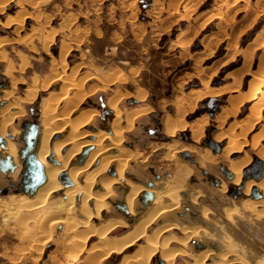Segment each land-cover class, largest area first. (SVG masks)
Masks as SVG:
<instances>
[{
    "label": "rangeland",
    "instance_id": "1",
    "mask_svg": "<svg viewBox=\"0 0 264 264\" xmlns=\"http://www.w3.org/2000/svg\"><path fill=\"white\" fill-rule=\"evenodd\" d=\"M11 16L25 17L23 31L14 33L13 26H5L6 20ZM47 30L53 32L47 54L42 50L36 36L21 40L37 31ZM1 38L14 41L0 47V51L6 56L4 61H0V105L4 102L1 100V93L9 89L10 85V78L2 76L6 63L9 61L14 66L12 78L18 79L20 76L25 81L14 87L11 97L15 100L16 97L24 95L33 75L40 76L48 72L49 55L58 59L61 42L69 46L64 56L68 67L80 64V73L123 74L126 80L114 86H121L119 88L123 93L135 94L138 90L146 93L144 105L136 100L124 99L123 108H150L148 114L136 119L133 130L125 136V144L149 150L145 162H132L127 174L134 179L146 178L148 181L154 179L153 174H160L167 179L173 177L174 183L180 185L181 181L187 185L188 196L193 191H200L197 205L188 203L187 197L177 213L169 218V221L179 222L180 225L201 222L202 220L198 219L199 211L207 207L209 222L217 217V225L233 234L230 227H226L222 222V211L235 204L240 213L232 219V226L245 237L243 241L249 244L248 248L264 258V218H256L241 209L240 204L246 197L235 193L236 187L231 184V178L228 179L224 175L227 162L230 158L234 159L231 156L224 158L221 153L227 146V140L216 143L217 150L210 145L215 143L214 136L227 128L232 129L229 127H233V121L236 123L243 119L250 104L256 102L264 91V0H5L4 10L0 14ZM18 56L28 62L22 72L17 71L20 64ZM231 76L237 81L234 82L235 78L232 79ZM2 77L5 81L1 80ZM255 77V85L259 86L256 87L253 100L250 98L239 104L236 116L226 119L223 125L225 130L217 129L213 121L214 115L218 114L223 106H228L230 97L245 94L248 91V82ZM114 86L111 89H114ZM211 87L216 89L215 96L205 94L197 98V93L194 95L195 92H204ZM106 97L107 95L98 93L90 98L87 104L96 106L99 110L105 109ZM38 105L39 100L31 104L20 103L24 114L15 118L12 123L16 135L20 134L21 137L16 144L23 145V149V134L29 131L25 126L34 123L38 115ZM204 115L207 117V123L202 135L192 142L188 125ZM258 116L260 120L257 119L258 123L250 130L241 133L240 130H234L236 136L238 135L234 137V143L238 141L239 145L241 142L246 144L241 145L238 158L244 155L251 158L243 167V171L258 161L251 149V140L259 129L264 128V105ZM167 117L181 120L186 127L176 128L174 137L160 135ZM109 119L101 114L96 123H107ZM170 140L177 145L191 148V153L182 156L181 152H176L175 157L170 160L169 152L162 148ZM259 144L264 146V141H259ZM149 146L155 149H150ZM205 153H209L211 159H214L205 160L202 166L198 165V160L205 156ZM135 167L141 174H136ZM20 179L22 180V177ZM242 179L247 181L243 175ZM21 180L17 176L11 181L7 175L0 172V204L18 193L30 197L27 196L29 192H22L25 186ZM221 183L227 186L223 193L219 191ZM118 192L109 199L104 211L105 221L122 217L128 225L133 224V220H129L127 214H123L118 208ZM139 207L137 201L136 209ZM9 209L0 207V264H83L87 247L96 241L95 238L91 239L73 262L69 256L63 255L66 243L61 242L59 238L61 226L54 229L56 232L53 230L50 239L42 237L35 240L36 235L32 238L27 236L25 227L20 226L11 217ZM28 229H34L31 223ZM127 231V228L120 229L116 234ZM207 243L194 240L183 247L174 245V248H182L187 253L186 256L178 257L175 264H193L190 255L208 248L205 246ZM236 243L237 250L241 251L243 246ZM139 244L143 242H138L137 245ZM135 249L136 246L120 255L110 254L101 258L97 264H120V260L132 254ZM191 249L193 253H190ZM218 252L213 251L216 254ZM242 254L244 255V252ZM248 263L254 264L253 261ZM148 264H159L158 257H152Z\"/></svg>",
    "mask_w": 264,
    "mask_h": 264
},
{
    "label": "bare ground",
    "instance_id": "2",
    "mask_svg": "<svg viewBox=\"0 0 264 264\" xmlns=\"http://www.w3.org/2000/svg\"><path fill=\"white\" fill-rule=\"evenodd\" d=\"M4 6L5 0H0V14L4 10ZM24 24L25 17L22 16H11L5 22L6 27L13 26L12 32L14 33L23 31ZM52 34L53 32L48 30L37 31L21 40L25 41L33 35L36 36L42 50L47 54L52 43ZM10 41L14 40L1 38L0 47ZM59 48L58 59L49 55L48 72L40 76L33 75L22 97L18 96L15 100L11 97L14 87L25 82L20 76L18 79L11 77V73L14 71L11 62L6 63L2 74L4 78H10V85L9 89H5L1 93V100L7 103L2 102L0 105V138L2 140L0 156L2 159L9 160L12 170L0 172L7 175L11 181H14L17 176L19 180L22 177L25 185L22 180L21 182L26 186L27 192H29L27 196L30 197L19 195V193L11 195L6 202H1L0 207L12 208L9 209V214L20 226L25 227V234L30 238L36 235L37 239L35 240L42 237L50 239L53 230L61 226L59 238L61 242L66 243L62 252L64 256H69L73 262L77 260L78 254L85 249L87 243L95 238L96 241L86 249V258L83 264H97L101 258L110 254L120 255L135 246L136 249L132 250V254L124 256L120 260V264H148V261L154 256H157L158 261L160 260L162 264H175L178 257L186 256L187 253L182 248H174V245L183 247L194 240L202 241L204 244L208 242L205 245L208 248L202 246L204 249L190 255L193 264H249L250 261H253L254 264H263L264 258L260 257L259 253H253L248 248V243L243 241L245 237L243 238L242 233L232 226V219L240 213L235 204L222 211V222L226 227H230L233 234L217 225L219 223L217 217L209 222L210 214L207 207H203L199 211L198 219L202 221H198L197 224L181 223L180 225L179 222L169 221V218L177 213L187 197H189L188 203L197 205L200 191H193L195 195L191 193L188 196L186 194L189 192L187 185L181 181L180 183L183 185L174 183L173 177L167 179L160 174H153L154 179L148 181L144 176L145 179L137 177L134 179L127 174L132 162L133 164L145 162L149 150L125 144V136L133 130L136 119L148 114L150 108L140 106L126 109L123 108L122 103L124 99H132L144 105L146 93L139 90H136L135 94L123 93L119 88L121 86H114L126 80L121 73L108 75L96 72L80 73L82 67L80 64L68 67L64 56L68 52L69 46L61 42ZM5 58V54L0 51V61H4ZM18 59H20L19 56ZM27 64L26 59H20L17 71L22 72ZM253 75L254 72L251 77ZM3 77L1 80H4ZM256 78H251L248 82V91L245 94L228 97V106H223L220 112L214 115L213 121L217 129L223 128L227 118L236 116L239 104L255 97L256 87L259 86L255 85ZM261 79L263 80V75ZM235 81H237L236 78ZM112 86L115 88L111 89ZM215 90L211 87L204 92H195L194 95L197 93V98H201L205 94V96H215ZM98 93L107 95L105 109L99 110L96 106L87 104L89 99ZM36 100H39V105L38 115L32 125L34 126L32 147L22 157L20 145L16 144L21 137L20 134L16 135L17 132L12 123L15 118L22 117L24 114L20 103L31 104ZM262 105H264V91L256 102L250 104L248 113L243 119L236 123L233 121V127L231 125L229 127L232 129L227 128L226 131L214 136L215 143L211 144L213 148L217 149L216 143L227 140V146L221 153L224 158L231 156L234 159L227 160L224 175L231 177L230 182L236 187L235 193L246 197L242 203L240 202L241 209L256 218H264V146L259 144V141H264V128L259 129L256 136L254 134L255 137L250 139L251 149L258 158V161L252 164L255 167L254 173L248 174L247 170H242L251 158L247 155L238 158L237 154L241 151V145L245 143L241 142L239 145L238 141L234 143L233 139L236 140L234 130H240L241 133L250 130L258 123ZM101 114L110 118L107 123H99V121L96 123ZM206 123L207 117L204 115L188 125L192 142L198 140L202 135ZM163 127V132L160 135L173 136L176 128L183 129L186 125L181 120L177 121L172 117H167ZM29 133H31L30 130L27 134ZM148 148L155 149L151 146ZM162 148L169 152L170 160L175 157L176 152H181L182 156L191 153V148L177 145L172 140ZM28 157H31L32 164L38 165L40 170L36 166L25 167ZM208 159L214 158L211 159L207 153L200 157L196 163L202 166L203 162ZM134 169L136 174L137 172L141 174L138 168ZM242 175L247 181L242 179ZM257 176L261 178L259 179ZM250 178L252 180H249ZM36 179H40L41 182L34 186ZM149 183L150 186H148ZM31 186H33L32 190ZM226 187L221 183L219 191L225 192ZM116 191H119L118 195L120 193L118 196L120 205L118 206L122 208L123 214H127L129 220H133V224L128 225L122 217L110 218L105 221L104 211L109 199L115 195ZM22 192L24 193V189ZM144 192L149 193L150 197L146 198L143 204L141 201ZM249 193L250 198H248ZM137 201L140 205L138 209H136ZM137 212L140 213L137 214ZM29 223L34 228L33 230L28 229ZM200 223L201 225H199ZM124 228H127L128 231L120 235L116 234ZM138 242H143V244L137 245ZM236 242L243 246L241 251L237 250ZM213 251L219 252L216 254ZM190 253H193L192 249Z\"/></svg>",
    "mask_w": 264,
    "mask_h": 264
},
{
    "label": "water",
    "instance_id": "3",
    "mask_svg": "<svg viewBox=\"0 0 264 264\" xmlns=\"http://www.w3.org/2000/svg\"><path fill=\"white\" fill-rule=\"evenodd\" d=\"M29 130L31 131V133L27 134L26 137H25V146H26V147L20 152V154H21L22 157H23L25 154H27L28 151H29V150L31 149V147H32V142H31V140H32V138H33L32 133H33V131H34V126H31ZM1 142H2V140H1V138H0V144H1ZM210 145H211V143H210ZM211 146H212V145H211ZM28 165H29V166H32V167L34 166V164H32L31 157H28V158L26 159L25 167L28 166ZM35 166L37 167L38 170H40L38 165H35ZM35 166H34V167H35ZM8 170H12V166H11L9 160H8L7 158L2 159L1 156H0V171H1V172H7ZM28 171H29V170H28ZM255 179H257V177H255ZM35 181H36V183L34 184V186L38 185V184L41 182L40 179H36ZM22 182H23V184L25 185V181L22 180ZM150 185H151V184L149 183L148 186H150ZM32 188H33V186L30 187L31 190H32ZM26 192H27V188H26V186H25V188H24V193H26ZM149 197H150V194L147 193V192H144V193L142 194V201H141V202L144 204L146 198H149Z\"/></svg>",
    "mask_w": 264,
    "mask_h": 264
},
{
    "label": "flooded vegetation",
    "instance_id": "4",
    "mask_svg": "<svg viewBox=\"0 0 264 264\" xmlns=\"http://www.w3.org/2000/svg\"><path fill=\"white\" fill-rule=\"evenodd\" d=\"M26 135H27V134H26ZM24 144H25V143H24ZM25 147H26V146H25ZM19 149H20V150H23V145L20 146ZM246 170H247V173H248V174H250V173H254V171H255V167L252 166V164H251V166H250L249 168H247Z\"/></svg>",
    "mask_w": 264,
    "mask_h": 264
},
{
    "label": "crops",
    "instance_id": "5",
    "mask_svg": "<svg viewBox=\"0 0 264 264\" xmlns=\"http://www.w3.org/2000/svg\"><path fill=\"white\" fill-rule=\"evenodd\" d=\"M211 116H212V115H211ZM33 124H34V123H32V124H30V125H28V126H25V127L30 129V127H31ZM27 133H28V131H27ZM27 133H26V134H27ZM26 134H23V140H24V143H25V137H26ZM217 149H218V148H217ZM217 149H216V150H217ZM227 178L230 179L231 177H228V176H227ZM257 179H258V178H257ZM118 208H119L120 210H122V208H121L120 206H119ZM158 263H159V264H162L160 261H158Z\"/></svg>",
    "mask_w": 264,
    "mask_h": 264
}]
</instances>
